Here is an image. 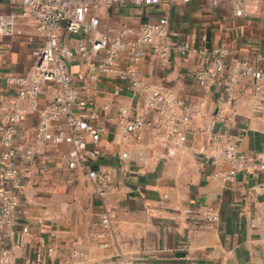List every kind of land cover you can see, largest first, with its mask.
Listing matches in <instances>:
<instances>
[{"label":"crops","instance_id":"crops-1","mask_svg":"<svg viewBox=\"0 0 264 264\" xmlns=\"http://www.w3.org/2000/svg\"><path fill=\"white\" fill-rule=\"evenodd\" d=\"M20 9L19 2L0 0V14ZM92 13L99 17L96 30L108 36L125 25L166 14L169 30L179 31L193 45L226 49L225 76L231 71L232 56L260 65L263 74L259 79L239 76L234 93L228 96L220 86L198 84L194 73L203 61L196 54L170 51L162 64L149 49L140 61H130L147 80L169 86L181 100L199 105L200 117L190 123L187 139L177 144L148 125L123 133L115 107L129 106L135 98L104 75L96 87H90L87 63L76 55L69 64L73 82L90 101L80 113L87 116L95 109L97 121L106 127L98 143L100 153L69 167L65 157L71 145L47 143L43 146L46 170L39 159L21 160L23 187L16 227L10 235L3 229L0 248H6L7 261L0 258V264L39 260L51 264H264V0L244 3L241 15L235 14L232 0H220L215 6L209 0H162L143 7L110 4ZM61 37L74 46L82 34L62 29ZM172 38L168 34L157 41ZM39 41L31 17H16L15 32L0 34V121L7 94L16 89L6 76L29 68L30 49ZM53 93L52 85L43 86L37 108L21 100L25 114L12 141L18 151L33 144L38 108ZM210 131L236 140L238 149L250 156L247 168L233 180L221 175L229 167L227 160L209 155L213 152ZM86 145L92 146L87 137ZM123 151L128 157L121 166ZM88 167L110 174L103 198L86 174ZM187 204L213 206L219 219L194 223L184 215ZM104 205L110 210V226L103 237L106 245L100 246L96 234L103 227L92 212ZM22 225L27 232L21 231Z\"/></svg>","mask_w":264,"mask_h":264},{"label":"built area","instance_id":"built-area-1","mask_svg":"<svg viewBox=\"0 0 264 264\" xmlns=\"http://www.w3.org/2000/svg\"><path fill=\"white\" fill-rule=\"evenodd\" d=\"M8 1L19 2L21 9L0 14V34L11 35L15 32L16 17H31L40 41L30 49L29 68L25 72L6 76L7 83L14 84L16 89L7 94L0 121V242L3 239V229L6 235H10L16 227L23 187L21 160L39 159L41 169L46 170L43 146L47 143L71 145L65 157L69 167H75L78 163L84 164L86 160L94 159L100 153L98 143L106 127L97 121L98 113L95 109H91L87 116L80 113L90 101L79 92L73 82L69 64L76 55L87 63V81L90 87H96L100 76L104 75L116 80L117 89L125 90L135 98L134 103L129 106L115 107L123 133L135 132L148 125L163 139H175L177 144H182L187 139L190 123L200 117L199 105L181 100L169 86L147 80L130 61H140L149 49L158 54L162 64L166 62L170 51L180 55L196 54L203 61V66L194 73L198 84H215L222 87L228 96L234 93L239 76L259 79L263 74L260 65L237 60L232 56L231 71L225 76L226 49L219 46H195L190 40L181 38L179 31L169 30L166 14H159L154 19H142L135 26L125 25L113 36L96 30L99 17L91 14V11L100 5L129 4L143 7L159 4L162 0ZM209 1L215 6L220 0ZM232 1L235 14L241 15L243 4L252 0ZM62 29L70 33H80L82 37L71 46L61 37ZM168 34L173 36L169 42L157 41ZM47 84L54 87V93L49 102L38 108L33 144L20 152L12 143L18 123L25 114V108L20 102L26 99L30 108H37L38 96ZM218 115L220 117L221 113ZM210 135L213 152L209 155H220L227 160L229 167L221 175L227 180H233L240 170L247 168L250 156L238 149L236 140L223 133L210 131ZM86 137L90 140L91 147H87ZM127 157L126 151L119 154L121 166ZM86 174L94 182L96 194L103 198L110 174L90 167L86 169ZM109 211L104 205L102 209L92 212V216L103 227L96 234L100 239V246L106 245L103 237L110 226ZM183 212L194 223H212L219 219L216 208L209 205L201 207L187 204ZM21 231L27 232V226L22 225ZM6 252L5 247L0 248L1 262L7 261ZM261 254L264 258V247ZM132 263L135 264L134 261ZM34 264L51 263L39 260Z\"/></svg>","mask_w":264,"mask_h":264}]
</instances>
